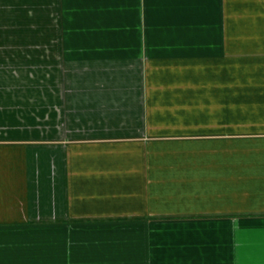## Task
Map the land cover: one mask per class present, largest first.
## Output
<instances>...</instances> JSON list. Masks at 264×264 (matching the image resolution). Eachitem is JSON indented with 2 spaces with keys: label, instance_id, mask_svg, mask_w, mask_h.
Returning <instances> with one entry per match:
<instances>
[{
  "label": "crops",
  "instance_id": "1",
  "mask_svg": "<svg viewBox=\"0 0 264 264\" xmlns=\"http://www.w3.org/2000/svg\"><path fill=\"white\" fill-rule=\"evenodd\" d=\"M0 264H264V0H0Z\"/></svg>",
  "mask_w": 264,
  "mask_h": 264
}]
</instances>
